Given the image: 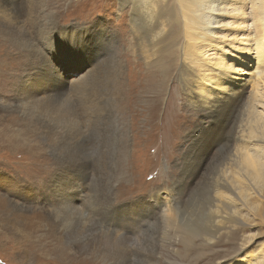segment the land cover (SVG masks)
Here are the masks:
<instances>
[{"label":"bare ground","instance_id":"1","mask_svg":"<svg viewBox=\"0 0 264 264\" xmlns=\"http://www.w3.org/2000/svg\"><path fill=\"white\" fill-rule=\"evenodd\" d=\"M114 1L116 22L127 23L126 30L92 21L73 28L63 42L44 46L58 9L48 11L46 0H0L7 23L1 29L15 41L12 47L0 44V75L9 76L2 83L0 111L13 122L47 130L59 170L55 187L44 194L49 204L43 210L26 205L15 187L0 188V220L24 225L32 234L42 230L24 244L20 263L105 264L113 257L107 250L115 251L114 264L149 263L153 257L144 245L157 241L148 234L150 220L163 218L162 241L168 246L177 241L189 246L199 238L210 252L205 262L264 264L259 248L233 256L214 250L225 235L237 241L244 229L242 207L248 209L244 198L264 184V0ZM51 2L60 6L59 0ZM234 26L241 30L233 33ZM27 52L41 54V62ZM77 70L80 74L67 77ZM178 92L192 114H175ZM93 133L109 186L97 195L90 188L92 195L82 201L91 175L86 138ZM172 136L185 142L177 152L175 186L155 188L151 203L120 206L128 180L110 187L119 160L130 159L129 173L134 159L146 155V141L160 137L164 149ZM26 146L6 151L44 155L40 146ZM205 174L211 186L207 199L177 206L172 193L194 189ZM98 195L105 201L95 204ZM90 212L99 217L98 235L88 225ZM98 243L104 248L94 247ZM249 256L259 257L247 263Z\"/></svg>","mask_w":264,"mask_h":264},{"label":"rangeland","instance_id":"2","mask_svg":"<svg viewBox=\"0 0 264 264\" xmlns=\"http://www.w3.org/2000/svg\"><path fill=\"white\" fill-rule=\"evenodd\" d=\"M59 1V5L62 7L53 4L51 0H46L48 11L51 9H58L59 19L57 20L56 27L51 28V30L48 31V34H46L47 40L44 43V46H51L52 43L63 42L62 38L66 37V34H68V32H70L73 28H84L90 26L92 21H103L105 24H112L113 27L115 26L120 31L127 29V23L123 22L118 24L116 22L117 17L115 14L117 11L114 0ZM245 20L246 21L244 22H248L250 26H253L251 20L247 18ZM2 25L6 26L7 23L3 17H0V44L6 43L9 47H12L15 45V41L3 31L4 29H1ZM235 27L236 26L231 27V29H237V32L233 33H238L241 28ZM227 30L228 29H224V33H226ZM28 35L33 38L31 32H29ZM28 56L36 57L34 60L41 59V54L35 55L34 53L27 52V57ZM227 59L225 58V60ZM39 61L41 62V60ZM251 64L255 65L256 62H251ZM18 65L19 63H15L10 67L16 68ZM251 66H249V68L244 66L242 69L248 70L251 68L253 70ZM0 73L2 72L0 71ZM5 74L8 76L6 72ZM78 74H80V70L68 73L67 77H75ZM23 75L25 76V71ZM20 77H22V75ZM240 77H247V75H241ZM7 80H9V76L2 77L0 75V100L5 99L2 94V83ZM182 95L183 94L180 92L177 93L174 108L175 114H192L193 111H191V108L186 106V102ZM178 118L179 117H177V120ZM179 121H184L183 116ZM140 125H143V123L140 122ZM46 132L47 130L34 129L25 124L13 122L8 116L0 111V188L7 192V186L12 188L15 187V193L23 195L22 200L26 205H37L40 210H43L42 207H48L49 203L45 200L44 194L52 191L55 187L58 175L57 173L59 172L57 168L56 156H54L48 149ZM60 132L61 135L64 134L63 131ZM53 138L57 139V137ZM98 139L99 137L96 133H93L86 138V146L91 148L89 156L86 157L91 177L89 176V180H87L88 182L86 181L87 183H85L82 201L84 199L87 201L86 199L92 195L89 191L90 188L97 189L98 191L95 193L97 195L103 185L107 184L109 186L108 181L105 180L104 172L96 153L99 148ZM144 141L145 140L142 142ZM130 142L132 143H130L131 157L133 140ZM145 143L147 146L146 155H141L140 157L134 159V169L129 173L127 172V164L130 159L119 160V167L115 170L117 178L115 180H111L110 182L111 187L119 180L117 184H115L117 188L119 182L128 180V188L126 187V192L121 196L119 204L122 207L129 204L136 205L137 202L151 203L152 200H150V195L155 192V188H172L175 186L174 183L179 176L178 164H180V160L177 152L185 146V142L182 139H175V137L172 136L171 140L168 141V145L164 149L161 147L162 138L160 137L153 142L146 141ZM26 145L40 146L44 150V155L38 157L39 159H37L30 156L24 157L21 155V152L11 154L6 151V146L18 149H29ZM35 160H40V162H36ZM207 179L208 175H202L200 185L194 187V189L190 188L180 192L175 190L172 194L176 197L177 206L182 208L183 204H185L187 207H191L201 203V200L204 202L207 199L206 197L209 196V191H211V186L209 185ZM14 183H17L18 185ZM250 191V197L247 196L244 198L248 209L242 207L241 215L245 222L243 224V231L240 230V237L237 241H232L229 240V237L226 235L223 236L221 242L215 246L214 250L216 252L233 256L236 251L239 252V250L251 252V254H254L255 248H259L264 251V184L262 186H255L254 190ZM116 192L117 190H115V193ZM180 194L181 198H179ZM104 201L105 199H99L98 195L94 200V203L98 204L99 202ZM2 217L3 215L0 213V218ZM90 217L88 225L89 223L90 225L93 223L94 229L91 231H94L93 233L98 235L100 232V227H98L100 226L98 222L99 217L93 216L92 212H90ZM150 222L152 226L149 227L148 234L156 237L157 241L154 242V240L150 239V242L144 245V249L147 250V254L150 253L152 254L151 257H153L149 263L145 264H219L224 261L225 258L222 260L215 259L212 263L205 262L204 260L210 252L206 246L202 247V245H199L201 241L199 238L193 239V242L190 243L189 246H186L181 242L179 243L178 241L175 242V244L172 243L168 246L162 241V233L164 231L163 218H153ZM41 233L42 230L39 228H37L35 233L32 234L25 228L24 225H13L11 227L9 225L7 226L2 220H0V264H21L20 260L22 259V254H24L25 250L24 244H29L38 236L40 237L42 235ZM157 242L158 244L156 245ZM95 246L99 249L104 248L99 243L94 244V247ZM106 253L113 255V257L107 258L105 264H114L117 262L116 256H114L115 251L107 250ZM84 254L86 255L87 253ZM58 255L59 254L56 252L53 254V256ZM255 255L257 254L255 253ZM258 257L259 256L253 258L249 256L247 263H249V260H252V258L255 259L252 260V263L256 262ZM137 262L138 260L135 264H137ZM24 264L32 263L24 262ZM141 264L144 263L141 262Z\"/></svg>","mask_w":264,"mask_h":264}]
</instances>
